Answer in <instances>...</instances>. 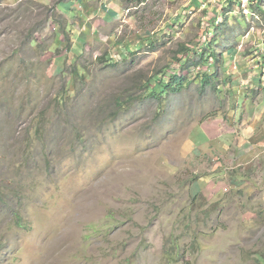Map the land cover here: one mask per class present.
I'll return each mask as SVG.
<instances>
[{
    "label": "rangeland",
    "instance_id": "1",
    "mask_svg": "<svg viewBox=\"0 0 264 264\" xmlns=\"http://www.w3.org/2000/svg\"><path fill=\"white\" fill-rule=\"evenodd\" d=\"M250 1L264 11L0 0V264L264 258V16ZM159 73L188 85L152 100Z\"/></svg>",
    "mask_w": 264,
    "mask_h": 264
},
{
    "label": "trees",
    "instance_id": "2",
    "mask_svg": "<svg viewBox=\"0 0 264 264\" xmlns=\"http://www.w3.org/2000/svg\"><path fill=\"white\" fill-rule=\"evenodd\" d=\"M139 2H144V0H139ZM251 5H254L255 7V3H253V1H250ZM256 2H259V0H257ZM253 7H251L252 9ZM256 10H254L257 15L259 16H264V11L262 10L260 4L257 3V7H255ZM253 10V9H252ZM217 42V41H216ZM209 50L212 58L216 57V55L213 53V50L209 48V46L207 48H203L201 49V54H200V59H202V63L203 64H207V59H204L203 56L204 54H206V51ZM190 50L184 48L183 46L180 47V49H178L177 53L178 54H182V53H189ZM180 67L182 68H186L188 66V61L186 60L184 62V64L182 63L183 61H178ZM196 65V63H195ZM213 74H208V73H202V75L198 78L199 80V88L201 89V91H203L205 89V86L207 84H210L209 82L212 81L213 79ZM188 85L187 83V79L185 77H177L176 75H171L167 80H165V77H162V73H159L158 77H155L154 80V85L151 88V90L149 91V93L147 94V97H149L152 100L155 101H160L162 99V96H170V95H175L177 93H179L183 88H185ZM1 200V198H0ZM171 241V239H170ZM167 252V251H166ZM255 264H264V258L263 257H257Z\"/></svg>",
    "mask_w": 264,
    "mask_h": 264
},
{
    "label": "crops",
    "instance_id": "3",
    "mask_svg": "<svg viewBox=\"0 0 264 264\" xmlns=\"http://www.w3.org/2000/svg\"><path fill=\"white\" fill-rule=\"evenodd\" d=\"M107 13H108V14H107L108 17H110V18H114V17L116 16V14H115L114 11H108ZM75 24H76V23H74V22L71 24V27L74 28V29L76 28ZM83 30H84V28L81 30V32H82Z\"/></svg>",
    "mask_w": 264,
    "mask_h": 264
}]
</instances>
